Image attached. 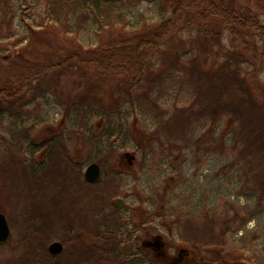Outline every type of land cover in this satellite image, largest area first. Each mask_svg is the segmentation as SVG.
<instances>
[{
    "label": "rangeland",
    "instance_id": "obj_1",
    "mask_svg": "<svg viewBox=\"0 0 264 264\" xmlns=\"http://www.w3.org/2000/svg\"><path fill=\"white\" fill-rule=\"evenodd\" d=\"M173 1L106 0L109 25L96 34L91 10L71 29L72 15L59 25L47 19L49 0H0V50L63 55L105 46L155 28ZM233 1L264 22V0ZM203 28L184 20L160 49L146 51L136 82L73 66L0 101V156L18 158L0 188L10 229L0 264H51L34 251L35 234L46 250L63 243L50 257L57 264L87 260L84 247L65 241L114 216L120 264H264V43L226 29L214 41ZM93 161L98 188L116 185L113 207L103 203L102 212L65 204L60 189L62 175L84 177ZM157 236L160 248L143 245Z\"/></svg>",
    "mask_w": 264,
    "mask_h": 264
},
{
    "label": "trees",
    "instance_id": "obj_2",
    "mask_svg": "<svg viewBox=\"0 0 264 264\" xmlns=\"http://www.w3.org/2000/svg\"><path fill=\"white\" fill-rule=\"evenodd\" d=\"M105 1L49 0L47 19L58 21L59 25L65 24L68 16L72 15L74 17L73 22L71 24L70 22L66 23L67 27L72 29L73 25L79 26L83 22L78 15L87 11L84 14L86 16L91 10L90 18L97 23L96 34H99V30L109 25L106 19L101 18L108 16L106 15V11H108L106 5L102 3ZM184 20L204 27L205 36H209L214 41L219 33L226 29L231 34L241 37L255 36L264 43V22L255 13L236 7L233 0H174L171 15L155 28L105 46L83 50L81 48L71 49L63 55L29 51L25 48L9 52L0 50V101H12L19 97L24 88L34 79H38L51 71L59 72L73 66L92 67L103 74L120 76L126 82H136L144 74L146 51L160 49L176 34ZM68 28H63V34L70 32ZM65 158L70 161L71 157L68 155ZM16 160L18 158L15 157L14 153L11 154L10 159L0 156V188H3L4 191L7 188V181L5 182V180H7L10 169L16 165ZM28 169L26 167V170ZM61 177V183L64 182V184L60 183V189L68 194L64 198L65 204L69 205L77 200L78 203H84L83 206L88 208L86 209L88 212H102L104 210L103 203H109V206L113 207L110 197L114 194L115 184H110L112 187L109 185L108 190L104 193L101 188H98L101 184L100 181H86L82 174L76 170H71ZM40 180V178H32L33 186H39ZM110 193L111 195H109ZM34 206H37V211L40 208H45L40 201H36ZM80 209L82 207L78 204L76 210ZM116 219V216L108 219V221L103 220L102 217L100 220L96 219L93 224L87 225L79 233L71 235L67 242L65 241L66 244H73L76 249L84 247L85 252H87V260L81 261L82 263L76 262V264H120L123 251H119L121 241L116 236L119 231L116 229L118 227ZM39 228L41 229V226L37 228V231ZM34 240L35 244L37 242L34 251L45 253L51 264H57L55 258H50L54 254H47L48 249L46 250L40 243L36 234ZM33 243L30 242L26 246L22 257L29 256L30 247H33ZM121 249L126 248L122 247ZM92 251H94V255H91V259H89V252ZM216 258L221 260L222 257L216 256ZM238 263L245 264V262H235V264ZM252 264L257 263L252 261Z\"/></svg>",
    "mask_w": 264,
    "mask_h": 264
},
{
    "label": "water",
    "instance_id": "obj_3",
    "mask_svg": "<svg viewBox=\"0 0 264 264\" xmlns=\"http://www.w3.org/2000/svg\"><path fill=\"white\" fill-rule=\"evenodd\" d=\"M100 177H101L100 165L94 161L90 162L84 170V178L86 179V181L96 182L100 179ZM114 202L116 205L123 204V200L120 198H116ZM9 232H10V229H9L6 216L3 212L0 211V244L5 242L8 239ZM143 245L153 246L154 248H160L162 245V242L160 240V236H157L153 240L143 241ZM63 248H64V245L59 240L51 241L48 244L49 253L54 254V255L60 253L63 250Z\"/></svg>",
    "mask_w": 264,
    "mask_h": 264
},
{
    "label": "flooded vegetation",
    "instance_id": "obj_4",
    "mask_svg": "<svg viewBox=\"0 0 264 264\" xmlns=\"http://www.w3.org/2000/svg\"><path fill=\"white\" fill-rule=\"evenodd\" d=\"M49 252V251H48Z\"/></svg>",
    "mask_w": 264,
    "mask_h": 264
}]
</instances>
